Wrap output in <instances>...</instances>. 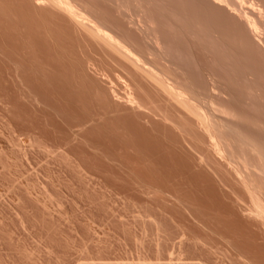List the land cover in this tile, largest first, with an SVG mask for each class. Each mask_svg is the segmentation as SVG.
I'll return each instance as SVG.
<instances>
[{
	"label": "rangeland",
	"instance_id": "obj_1",
	"mask_svg": "<svg viewBox=\"0 0 264 264\" xmlns=\"http://www.w3.org/2000/svg\"><path fill=\"white\" fill-rule=\"evenodd\" d=\"M81 1L142 51L152 21L168 59H151L264 139V34L210 0H139L133 21ZM209 139L51 0H0V264H264V222Z\"/></svg>",
	"mask_w": 264,
	"mask_h": 264
},
{
	"label": "bare ground",
	"instance_id": "obj_2",
	"mask_svg": "<svg viewBox=\"0 0 264 264\" xmlns=\"http://www.w3.org/2000/svg\"><path fill=\"white\" fill-rule=\"evenodd\" d=\"M51 1L60 13L89 31L102 44L132 64L161 91L168 96H173L182 106L193 110L212 140L214 150L220 157L221 155H225V158L227 156L230 160L229 163L236 166L235 171L242 178L251 204H253L252 215L264 222V139L261 138L262 136H257L258 139L261 138L262 142L255 138L256 136L250 135L252 133L247 132L246 125L245 128L243 127L240 117L233 109L227 108L217 99L215 101L209 94H202L203 92L201 93L196 85L182 80L178 75L180 68L174 66L173 70L167 69L156 60L151 59L150 56H155L159 60L167 61V47L165 48L153 22L142 14V3L139 0H135V2L117 0V8L132 21L135 18H146L148 23L144 27L142 36L145 42L149 40V43L146 42L149 45H147L146 51L139 49L117 29L104 22L83 1ZM210 3L215 8L223 10L233 21L237 20L240 23L237 22L238 26L242 25L240 28L245 30H243L244 32L240 30L243 33L242 38L245 37V33L246 40L253 38L258 41L252 39V42L255 41L256 44L263 45L261 37L264 34L263 6L252 0H210ZM134 8L137 9L136 14H132ZM139 22L141 23L140 20ZM248 36L250 38H247ZM243 40L245 41V39ZM259 44L257 46H260ZM130 99L134 101L132 95H130Z\"/></svg>",
	"mask_w": 264,
	"mask_h": 264
}]
</instances>
